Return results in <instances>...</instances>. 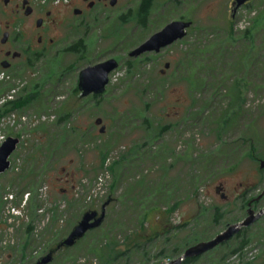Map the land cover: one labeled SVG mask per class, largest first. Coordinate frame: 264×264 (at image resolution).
Returning <instances> with one entry per match:
<instances>
[{
  "label": "rangeland",
  "instance_id": "obj_1",
  "mask_svg": "<svg viewBox=\"0 0 264 264\" xmlns=\"http://www.w3.org/2000/svg\"><path fill=\"white\" fill-rule=\"evenodd\" d=\"M3 1L0 36L9 33L13 51L21 53L30 46L40 55L36 60L34 55L17 60L20 66L6 70L9 78L0 80V107L5 100L36 94L32 104L0 118L2 143L7 137L21 136L10 169L0 175V220L4 219L0 264H34L69 235L83 216L82 206L100 212L105 198L98 197L92 204L76 201L74 186L83 179L93 184L123 154L126 163L117 170L119 182L102 227L78 245L55 251L49 264H104L102 255L109 241L123 249L126 235L138 234L141 241L154 237L166 224L165 215L158 219V213L150 211L155 206L164 210L178 203L171 222L180 226L179 238L192 234L200 241L211 240L245 219L248 202L264 193V169H260L264 159V27L255 22L264 16V0L242 6L233 18V0H154L146 28L135 17L141 0H117L114 6L109 0H30L35 8L30 17L23 10L10 16L11 6ZM91 1L93 7L87 8ZM75 8L83 12L75 15ZM46 11L51 15L46 16ZM40 16L46 21L37 27ZM175 20L192 22L185 38L159 53L129 56ZM231 24L234 39L228 33ZM248 28L254 31V45L262 49L256 54L246 48ZM40 36L42 42H38ZM80 39L87 48L84 53L67 51ZM111 58L119 66L111 73L105 93L82 97L78 89L81 70ZM31 59L33 67L28 66ZM11 85L15 91L8 92ZM239 89L240 110L232 107ZM228 112L236 114L224 125ZM66 115L67 120L62 119ZM98 118L102 119L99 125L95 123ZM102 127L104 133H100ZM105 148L107 159L102 164ZM195 176L198 182L192 186ZM158 183L162 192L156 189ZM221 183L226 199L221 191L216 192ZM88 189L83 187L84 192ZM8 192L15 197L5 202L2 193ZM27 193L31 195L25 205ZM39 204L43 213L37 210ZM18 205L21 211L13 212L11 208ZM215 207L225 217L213 225ZM263 207L264 198L253 208ZM146 212L148 223L143 230L140 223ZM29 224L36 228L33 233L28 232ZM6 225L12 229L10 234H4ZM206 228L208 233L201 235ZM251 235L247 253L255 249L253 264H264V217L251 226ZM26 241L30 245L22 261ZM172 242L164 235L156 237L127 259L139 264L147 251L153 256L149 264H168V257L158 253L165 248L171 256ZM225 252L204 254L194 264L250 260L245 253L238 259L232 255L222 259Z\"/></svg>",
  "mask_w": 264,
  "mask_h": 264
},
{
  "label": "trees",
  "instance_id": "obj_2",
  "mask_svg": "<svg viewBox=\"0 0 264 264\" xmlns=\"http://www.w3.org/2000/svg\"><path fill=\"white\" fill-rule=\"evenodd\" d=\"M153 3H154V0H141L139 3L138 9L136 11L135 17L137 18L139 23L143 25L144 28L147 27V21H148V18L150 16V13H151ZM245 6L252 7L251 2L246 4ZM124 17H126V16H124ZM124 17H123V19H124ZM255 22L257 24H259V23L263 24V27H264V16L258 17ZM228 33H229L231 39H234L233 36H235V33H234V25L233 24H231V27H230V30H228ZM244 36L248 40V42H246V48L248 50L251 49V51H253L254 54H256L257 52H260L262 50V49H260L254 45V39H255L254 38V31L251 30V28H248L247 30H245ZM263 44H264V42H263ZM86 50H87V48L85 46L83 39H80L74 45L67 48V51L74 52V53H84ZM39 55L40 54L35 55L34 59L35 60L38 59L36 57H39ZM34 63L35 62L33 61V59H31L28 62V66L33 67ZM128 66H129V71H131L132 63H129ZM1 85H2V83H0V90H2ZM11 89H13L15 91V89L12 88V85L7 88V91L9 92V91H11ZM35 96H36V94L35 95H33V94H26V95L22 94L17 99L5 100L2 104V106L0 107V118L7 113L13 112L15 110L24 108L25 106L32 104ZM233 99H234V101L232 103V107L236 106L238 108V110H240L241 109V102L243 101V98L241 97V90L240 89L238 91L237 97H235ZM234 114H236V113L232 112L231 115H234ZM231 115L229 112L225 114L224 125L227 124V121H229ZM67 118H68V115H66L62 119L67 120ZM59 121L60 120H58V122ZM38 126H36V127H38ZM38 129L41 130L43 128L39 127ZM165 129H167V128H165ZM161 132H163V131H161ZM17 137L20 138L21 136L17 135ZM250 148L252 151L255 150L254 145L251 141H250ZM104 150L105 151L102 152V154H101L102 164H104L105 160L107 159V151H106L107 148H105ZM252 156L257 161H258V159H260L254 155H252ZM126 158L127 157L124 156V154H123L117 160H113V162L108 167L110 174H111V180H110V183L108 186V191L101 197L102 199H103V197L105 198L103 205L107 204L106 208L110 203H112L114 201L113 192L117 188V185L119 182L117 177H116V174L118 172L117 170H119L120 168H122L124 166V164L126 163ZM203 162H205V160H203ZM197 182H198V178L195 176V177H193V181L191 182V185L196 186ZM156 185H157L156 186L157 191L159 190L160 192H162V189H160L162 183H160V184L158 183ZM74 187H76V185ZM4 194H6V193H2V195H4ZM30 195H31V193H30ZM1 199H2V196H1ZM73 199L76 201H79V202H83L84 204H92V203H86L83 198H75L73 196ZM1 202H2V200H0V203ZM27 202H26V204H27ZM29 206H30V202L28 203V208H29ZM17 207H19V205ZM42 207L43 206H41L39 204L37 210L41 209ZM177 208H178V203H175L174 205H171V206L168 205L166 207V209H164V210H162L160 208V206H155V207L151 208L150 211L154 209L158 213V219L162 218L161 214L165 215L166 221L164 223H166V224L164 225L163 230L161 232H155L154 237L146 239L144 241H141V239H139L138 234H136L135 236H133V234L126 235L124 237V240H123L124 241L123 243L125 244V248H123V249L117 247L118 243H116L114 241H109L108 243H106V251L103 252V255H102L104 257V264H106V263L107 264H132V262L130 260H128L127 258H129L130 255H134L135 253H139L138 251L140 249L139 248L140 245L151 243L155 240L156 237L160 238V236H162V235H164L166 237V241H172L173 240V242L171 243L172 248L170 250H168L170 252L171 256L166 255L165 250H164L165 248L162 251H160L158 253V255L168 257V259L170 261H172V259H174L175 256H178L179 254L183 253L189 246L196 244L198 241L200 242L201 238L195 237L192 234L185 236L183 238H179V236H177L178 227H180V226H175L171 222V217H172L173 213L177 210ZM79 211L83 215L87 211H92V208H84L82 206L79 209ZM105 212H106V209H105ZM1 213H2V211H1ZM224 217H225V212L221 208L215 207V210L213 212V219H212L213 225L220 224ZM105 218H106V216H105ZM2 221H4L3 217H1V220H0V230L4 228V225H2ZM104 221H105V219H104ZM104 221H103V223H104ZM30 223H32V222L30 221ZM103 223H102V225H103ZM145 223H148V213L147 212L143 215V219L140 223V229L145 230V227H144ZM102 225L99 228H96V229L88 232L84 238H86L91 233L97 232L98 229H100L102 227ZM8 228H9V226L6 225L5 230H8ZM35 229L36 228L34 227V225H31V224L28 225V232L33 233V231ZM208 231H209V228L204 229L201 232V235H203V233H208ZM6 233H7V231H5L4 234H6ZM84 238L79 240L74 246L78 245ZM106 238H107V236H106ZM252 240H253V238L251 235V227L243 228L230 241L224 243L223 245L213 249L212 251H210L206 254L208 255V254H210L214 251H218V250H225L226 252L224 253V256L222 257V259L226 258L229 255L234 256L235 254H239V256H242L243 251L247 248L249 249V247L252 243ZM61 242H62V240L58 243L56 249L51 248L49 254H52V256H53V253L55 251H58L61 249L72 248V247H70V248H68V247L59 248ZM29 245H30V243L28 241H26L22 246V252H21V260L22 261L26 260V255L23 251ZM6 247L7 246H3L1 249L6 248ZM152 248H154V247H152ZM149 254H150L149 252L144 251L143 252V258L144 259L142 260V262H139V264H149L150 260L153 257V256L151 257ZM203 256H201V257H203ZM232 256H231V258H232ZM201 257L194 258V259H186L182 264H194ZM40 259L41 258H39V260H37L34 264H38ZM253 260L248 261L246 263H242V264H253L254 263V262H252Z\"/></svg>",
  "mask_w": 264,
  "mask_h": 264
},
{
  "label": "water",
  "instance_id": "obj_3",
  "mask_svg": "<svg viewBox=\"0 0 264 264\" xmlns=\"http://www.w3.org/2000/svg\"><path fill=\"white\" fill-rule=\"evenodd\" d=\"M253 0H233L231 3L232 18L239 8L252 2ZM117 0H109L111 6L116 4ZM23 6L26 8L25 14L30 15L32 9L27 6L28 0H23ZM93 2H90V6ZM27 6V7H26ZM81 12L75 8L74 14L79 15ZM37 27L42 25V20L36 21ZM192 26V22L189 20H175L167 24L162 30L153 34L145 42L139 45L137 48L129 53L131 58H138L146 53H159L162 49L169 47L177 41L182 40L187 35V30ZM9 33L5 32L4 40L8 38ZM119 66V62L114 59H107L94 66H88L81 70L79 74L78 89L81 91L82 97H88L90 95L100 96L105 93L106 87L110 83V75ZM169 67V64H166ZM102 119L98 118L95 123L101 124ZM105 132V127L100 129V133ZM20 143V138L7 137L5 141L0 145V175L4 174L11 167V156L16 151ZM260 169H264V159L260 160ZM223 191V184H219L216 187V192ZM222 198L226 199L224 194ZM256 199L248 202L247 215L241 222L229 225L223 232L219 233L211 240L200 241L194 245L189 246L183 254L177 259L170 261L168 264H182L186 259H194L203 256L204 254L212 251L213 249L223 245L230 241L235 235H237L243 228L251 227L258 220L264 217V207L259 211L253 208V203ZM106 205L104 204L101 211L92 210L83 214L80 221L73 227L69 235L62 240L59 248L61 247H73L79 240L84 238L86 234L96 228H99L106 216ZM52 261V254H48L42 257L38 264H49Z\"/></svg>",
  "mask_w": 264,
  "mask_h": 264
},
{
  "label": "flooded vegetation",
  "instance_id": "obj_4",
  "mask_svg": "<svg viewBox=\"0 0 264 264\" xmlns=\"http://www.w3.org/2000/svg\"><path fill=\"white\" fill-rule=\"evenodd\" d=\"M84 1L87 2L88 0H84ZM97 1L98 2H101V1L107 2L108 0H97ZM3 2H4L6 7H10L11 6L10 13H9L10 16H15V14H18L21 10H23L24 13L26 11V8L23 6L22 3L19 2V0H4ZM91 2H93V5H94L95 2L94 1H91ZM93 5L90 6V2H89L87 4V8H91V7H93ZM27 6H29L32 9V12H31L30 15H26V14L25 15L27 17H30V16H32L34 14L35 8H34V6H32L30 4V2H28ZM77 9H79L81 13L83 12L82 9H80V8H77ZM45 15L46 16H50L51 12L50 11H46ZM39 19L42 20V24L46 21L45 20V16H40V17L37 18V20H39ZM9 22H10L9 20L6 21V23H7L6 27H8V28L10 26ZM3 35L0 36V70L2 72H5L6 70L10 71V70L15 69L16 67H19L20 64L17 62V60H19V59H21L23 57L26 58V59H28V57H29V59H30L31 55H34V56L36 55V52L32 51L30 46H27L21 53L13 51L12 50V45H10V42H9L10 36L8 35V38L4 40ZM42 40L43 39H42L41 36L38 37V42H42ZM52 41L53 40L50 39L51 43H52ZM161 72L163 73V71H161ZM90 96L94 97V95H90ZM220 193L223 194L222 191ZM263 198H264V193L257 200L254 201L252 206L253 207L258 206L260 204V202L263 200ZM253 199H256V198H253Z\"/></svg>",
  "mask_w": 264,
  "mask_h": 264
},
{
  "label": "built area",
  "instance_id": "obj_5",
  "mask_svg": "<svg viewBox=\"0 0 264 264\" xmlns=\"http://www.w3.org/2000/svg\"><path fill=\"white\" fill-rule=\"evenodd\" d=\"M64 1H68V0H64ZM59 2H60V0H57V3H59ZM6 78H9V76L6 75L5 72H2L0 74V80H5ZM0 143H2L1 140H0ZM110 180H111V174L108 170H106V173L104 175H101L100 177H98L97 180H95V182H93V184H90L89 180L83 179V180H81V185L76 186L75 197L76 198H83L86 203H93L98 197H102L106 193L108 186H109V183H110ZM85 186L89 188L86 192H84V190H83V187H85ZM29 196H30V193H27L25 196L26 197V201L24 202L25 205H26V202H27ZM14 197H15L14 194L10 193V192L4 194L5 202L9 201V198L13 199ZM45 197L43 199L47 198V197L46 198ZM11 210L13 212H16V210L21 211V208H20V206L19 207L15 206V207L11 208ZM38 211L40 213H43L44 208H41ZM8 212H9V210H8ZM11 232H12V229L8 228L7 234L8 233L10 234ZM0 245H2L1 239H0ZM247 251H248V248L243 251V254L245 253V254L250 256L249 261L253 260L254 259L253 253H254L255 249H253L252 251H249L248 253H247ZM239 257H240L239 254H235L234 256H232V259H238Z\"/></svg>",
  "mask_w": 264,
  "mask_h": 264
}]
</instances>
